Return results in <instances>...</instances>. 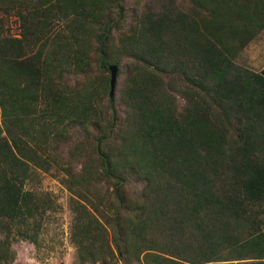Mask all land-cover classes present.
<instances>
[{
	"label": "trees",
	"instance_id": "obj_1",
	"mask_svg": "<svg viewBox=\"0 0 264 264\" xmlns=\"http://www.w3.org/2000/svg\"><path fill=\"white\" fill-rule=\"evenodd\" d=\"M127 3L0 0V264L57 210L37 170L71 193L78 264H264V71L235 61L264 0Z\"/></svg>",
	"mask_w": 264,
	"mask_h": 264
},
{
	"label": "rangeland",
	"instance_id": "obj_2",
	"mask_svg": "<svg viewBox=\"0 0 264 264\" xmlns=\"http://www.w3.org/2000/svg\"><path fill=\"white\" fill-rule=\"evenodd\" d=\"M171 0H128L129 12L135 16L147 11L150 7L160 10L162 6ZM179 6L187 5L189 0H175ZM4 16L0 12V17ZM5 29L10 28L11 33L20 34V20L17 15L3 17ZM237 64L245 66L254 71H264V31L260 32L247 46L239 52L235 58ZM94 66L91 67V70ZM93 80L97 79V72L88 74ZM83 73L75 74L74 71L66 73L65 79L71 80L75 84L76 80H84ZM75 80V81H74ZM119 77L115 90L117 107L124 109V101L119 94ZM102 107L109 111L107 99L103 100ZM74 129L77 126H73ZM36 189L50 192L57 200L56 211H51L44 221L43 229L40 233L39 243L31 240L17 239L13 243L16 253L15 260L11 264H78L77 247L71 239L74 212L71 207V193L57 177L55 172L37 170L35 178L29 185Z\"/></svg>",
	"mask_w": 264,
	"mask_h": 264
},
{
	"label": "water",
	"instance_id": "obj_3",
	"mask_svg": "<svg viewBox=\"0 0 264 264\" xmlns=\"http://www.w3.org/2000/svg\"><path fill=\"white\" fill-rule=\"evenodd\" d=\"M111 73H112V78H111V97H113L114 96V92H115V87H116L117 74H118V66L117 65H112L111 66Z\"/></svg>",
	"mask_w": 264,
	"mask_h": 264
}]
</instances>
